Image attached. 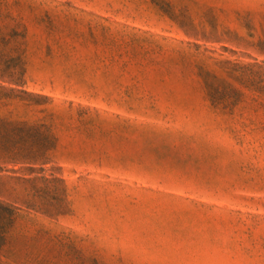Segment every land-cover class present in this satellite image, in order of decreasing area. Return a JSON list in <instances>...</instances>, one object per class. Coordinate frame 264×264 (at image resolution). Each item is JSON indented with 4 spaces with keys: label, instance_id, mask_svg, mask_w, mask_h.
Masks as SVG:
<instances>
[{
    "label": "rangeland",
    "instance_id": "rangeland-1",
    "mask_svg": "<svg viewBox=\"0 0 264 264\" xmlns=\"http://www.w3.org/2000/svg\"><path fill=\"white\" fill-rule=\"evenodd\" d=\"M13 34L0 118L47 151L0 163V264H264V112L205 83L264 61V0H0Z\"/></svg>",
    "mask_w": 264,
    "mask_h": 264
},
{
    "label": "trees",
    "instance_id": "trees-1",
    "mask_svg": "<svg viewBox=\"0 0 264 264\" xmlns=\"http://www.w3.org/2000/svg\"><path fill=\"white\" fill-rule=\"evenodd\" d=\"M17 35H2L0 37V106H9L17 99L24 100L20 96L26 95L28 101L36 97L22 89L24 85V63L21 54L17 52L14 42ZM264 43V42H263ZM260 53L264 49L259 48ZM219 69L223 75L206 70V86L210 100L214 105H221L223 109L233 112L236 108L249 106L254 111L264 112V61L253 60L242 64L229 61L218 62ZM12 70V71H11ZM5 74H10V79L5 81ZM9 114H11L9 112ZM15 119L8 117L0 118V163L6 164H44L47 149L34 151L32 145L26 144L24 131L27 137L31 134L30 126H23ZM15 206L0 199V253L4 247L7 226L5 221H11L14 215Z\"/></svg>",
    "mask_w": 264,
    "mask_h": 264
}]
</instances>
